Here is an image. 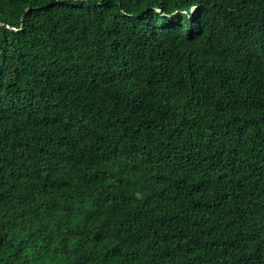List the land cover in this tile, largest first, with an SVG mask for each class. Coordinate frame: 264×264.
<instances>
[{
	"label": "trees",
	"instance_id": "trees-1",
	"mask_svg": "<svg viewBox=\"0 0 264 264\" xmlns=\"http://www.w3.org/2000/svg\"><path fill=\"white\" fill-rule=\"evenodd\" d=\"M0 264H264V0H0Z\"/></svg>",
	"mask_w": 264,
	"mask_h": 264
}]
</instances>
